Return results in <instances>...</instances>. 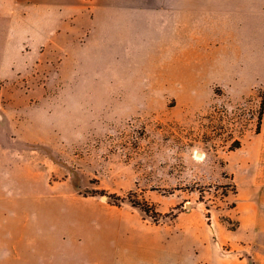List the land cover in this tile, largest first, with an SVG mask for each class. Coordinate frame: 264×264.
Returning <instances> with one entry per match:
<instances>
[{"label": "rangeland", "instance_id": "1", "mask_svg": "<svg viewBox=\"0 0 264 264\" xmlns=\"http://www.w3.org/2000/svg\"><path fill=\"white\" fill-rule=\"evenodd\" d=\"M50 12L37 0H0V220L56 223L60 242L81 243L67 233L85 227V244L122 237L188 248L213 222L234 230L228 171L242 154L226 160L259 127L263 87L241 84L240 69L225 91L216 84L223 70L184 77L163 68L146 31L125 16L116 46L106 29L104 62L79 46L41 49L34 35L42 18L55 29ZM144 202L155 213L135 205Z\"/></svg>", "mask_w": 264, "mask_h": 264}, {"label": "crops", "instance_id": "2", "mask_svg": "<svg viewBox=\"0 0 264 264\" xmlns=\"http://www.w3.org/2000/svg\"><path fill=\"white\" fill-rule=\"evenodd\" d=\"M37 1L49 6V24L55 26L50 34L42 18L46 23L34 35L41 49L48 45L70 53L79 46L104 62L110 49L106 29L113 30L116 46L128 19L130 29L146 31L151 51L161 54L154 60L163 68H177L184 77L187 69L223 70L216 84L225 91L227 84L238 82L240 69L248 78L241 84L255 82L264 89V0ZM248 144L226 160L228 165L232 155L242 154L238 171L227 170L236 187L230 215L237 223L234 230L213 222L188 248L183 241L129 242L122 237L85 244V227L67 233H80L81 243L60 242L56 223L38 229L0 220V264H264V116L260 133ZM170 249L177 250L173 258L167 256Z\"/></svg>", "mask_w": 264, "mask_h": 264}, {"label": "trees", "instance_id": "3", "mask_svg": "<svg viewBox=\"0 0 264 264\" xmlns=\"http://www.w3.org/2000/svg\"><path fill=\"white\" fill-rule=\"evenodd\" d=\"M263 115H264V99L263 102L261 103V111L259 113L258 119H259V127L256 129L255 134L260 133L261 131V122L263 119ZM241 148V144L239 142H236L235 144H233L232 146L229 147V151H234ZM234 194H236V187L234 185ZM115 199H118L115 197ZM140 210H142L145 214L150 216V213H155V212H151L150 206L144 202L143 204H135ZM174 217V216H173ZM153 220L154 222H157V218L155 216H153ZM237 227V225H236ZM236 227H232L231 229H235Z\"/></svg>", "mask_w": 264, "mask_h": 264}]
</instances>
